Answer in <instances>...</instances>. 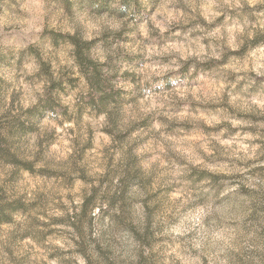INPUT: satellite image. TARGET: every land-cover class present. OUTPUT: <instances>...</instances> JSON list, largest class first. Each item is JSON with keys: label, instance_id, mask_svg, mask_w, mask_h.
Instances as JSON below:
<instances>
[{"label": "clouds", "instance_id": "clouds-1", "mask_svg": "<svg viewBox=\"0 0 264 264\" xmlns=\"http://www.w3.org/2000/svg\"><path fill=\"white\" fill-rule=\"evenodd\" d=\"M0 264H264V0H0Z\"/></svg>", "mask_w": 264, "mask_h": 264}]
</instances>
